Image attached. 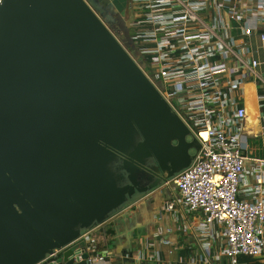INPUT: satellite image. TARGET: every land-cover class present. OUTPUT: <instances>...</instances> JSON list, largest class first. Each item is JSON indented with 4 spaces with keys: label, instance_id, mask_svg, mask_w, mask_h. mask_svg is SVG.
Returning <instances> with one entry per match:
<instances>
[{
    "label": "water",
    "instance_id": "1",
    "mask_svg": "<svg viewBox=\"0 0 264 264\" xmlns=\"http://www.w3.org/2000/svg\"><path fill=\"white\" fill-rule=\"evenodd\" d=\"M106 6H0V264L38 263L188 167L201 147L109 28Z\"/></svg>",
    "mask_w": 264,
    "mask_h": 264
},
{
    "label": "built area",
    "instance_id": "2",
    "mask_svg": "<svg viewBox=\"0 0 264 264\" xmlns=\"http://www.w3.org/2000/svg\"><path fill=\"white\" fill-rule=\"evenodd\" d=\"M130 2L134 46L115 36L201 147L150 191L165 193L153 236L134 233L137 246L116 252L89 230L36 264H264V0ZM162 213L174 215L175 237Z\"/></svg>",
    "mask_w": 264,
    "mask_h": 264
},
{
    "label": "crops",
    "instance_id": "3",
    "mask_svg": "<svg viewBox=\"0 0 264 264\" xmlns=\"http://www.w3.org/2000/svg\"><path fill=\"white\" fill-rule=\"evenodd\" d=\"M107 3V7L109 8V10H112L113 12V19H118L119 16L118 14L121 12V10L127 8V10L132 11V6H131V2L130 0H104ZM128 14V13H127ZM132 16V15H131ZM253 96V100L251 99V101L253 102V105H249V112L252 113L254 110H256V106L255 104V99H254V94ZM248 179L252 182L253 178L251 176H248ZM175 193H177L176 190H174ZM159 192H155L154 195L152 192H150L149 195H145L143 198H141L140 200H138V203L136 205V208L134 210V212H131V214H129L128 216L124 213L121 215H118L117 217H115L113 219V221L111 222L112 224H114L115 228L116 226L119 225V223L123 220H125V224H123L121 230L122 232H124L121 235V239L117 242L116 245H114V247L112 248L114 251L119 252L122 248L124 247H135L137 246V244L135 243V241L132 239V235L134 233H149L150 236H153L154 231L156 229V224H158L157 221V216L159 214V211L161 209L164 197H160L159 195H157ZM247 194H245V196H248V192L246 191ZM244 196V195H242ZM154 198V202H152V204L150 205V207L144 208L143 211L141 212V216L138 218H134V220H132L133 222H131V226H129V221L128 219L133 216V214L137 211V208L141 205V204H146L149 199H153ZM163 215V220L160 223L161 225H163L165 228H171L172 231L169 233H165L166 237H175L176 236V222L174 221L173 217L171 219H168L166 216H174L172 214H166V213H162ZM120 222H119V221ZM122 221V222H123ZM103 225H98L96 227H94L93 229H91V233L92 235L97 239V241L99 242V246H101V248H107L109 246V244L114 240V231L111 230V234L109 236H104V234H99L100 236H98V233L95 234L94 232L97 231L98 229H100ZM134 232V233H133ZM139 235V234H138ZM108 239V241L106 242L105 240ZM111 249V250H112Z\"/></svg>",
    "mask_w": 264,
    "mask_h": 264
},
{
    "label": "rangeland",
    "instance_id": "4",
    "mask_svg": "<svg viewBox=\"0 0 264 264\" xmlns=\"http://www.w3.org/2000/svg\"><path fill=\"white\" fill-rule=\"evenodd\" d=\"M132 15V11L130 9V11L128 12V14L125 17H119L117 20V27L118 30L121 31V34H117V36L122 39H128L131 38L132 34H131V16ZM108 24V23H107ZM129 226H131L130 222ZM103 226L98 229L97 231H95L94 233L97 234L98 236H100L99 234H104V236H109L111 234V230L112 231H116V228L114 226V224H112L111 222H109L108 220H106L105 223L102 224ZM92 237V236H91ZM106 242L108 241V239L105 240ZM248 264H262L259 261H256L254 259L247 261ZM246 263V264H247Z\"/></svg>",
    "mask_w": 264,
    "mask_h": 264
},
{
    "label": "flooded vegetation",
    "instance_id": "5",
    "mask_svg": "<svg viewBox=\"0 0 264 264\" xmlns=\"http://www.w3.org/2000/svg\"><path fill=\"white\" fill-rule=\"evenodd\" d=\"M122 11L125 12L124 16L121 14ZM121 12L118 14V16H119L120 18H121V17H125V16L127 15V13L129 12V10H127V8H125L124 10L122 9ZM99 13H100V12H99ZM104 16H105V20L109 21V22H108V26H109V28L113 31V33H114L115 35H117V34H121V33H120L121 31L118 30V27H117V25H116L118 19H113V12H112V10H109V8H108L107 6H106V8L104 9ZM131 34H132V29H131ZM121 40L125 41L126 39H125V38H122ZM154 164H155L154 161H152V160L149 161V165H154ZM133 233H134V232H133Z\"/></svg>",
    "mask_w": 264,
    "mask_h": 264
}]
</instances>
